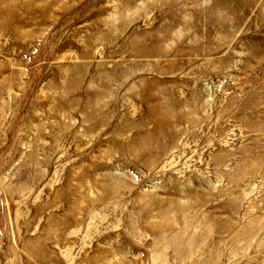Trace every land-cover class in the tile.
I'll return each instance as SVG.
<instances>
[{
    "label": "rangeland",
    "instance_id": "obj_1",
    "mask_svg": "<svg viewBox=\"0 0 264 264\" xmlns=\"http://www.w3.org/2000/svg\"><path fill=\"white\" fill-rule=\"evenodd\" d=\"M54 1L0 15V264H264V0Z\"/></svg>",
    "mask_w": 264,
    "mask_h": 264
},
{
    "label": "bare ground",
    "instance_id": "obj_2",
    "mask_svg": "<svg viewBox=\"0 0 264 264\" xmlns=\"http://www.w3.org/2000/svg\"><path fill=\"white\" fill-rule=\"evenodd\" d=\"M18 2L19 3H17V4H12V3H15V1H11L10 4L4 5L6 3V1L0 0V15H2L4 13H8V14H10L12 16V18L18 17V22L19 23L25 22L24 17L22 16L23 15L22 13L27 12V11H29L31 9H35V8H34L32 3L28 4L26 2L25 5H21L24 2V0H18ZM54 3L56 4L57 0H55ZM64 8L66 9V7L64 5L63 6L61 5L58 10L61 11L62 13H65ZM52 9H54L52 7V3L51 4L47 3V4L44 5V7H42L40 9V11H50ZM11 21H12V19L3 18L2 19V24L3 25H10ZM22 38H24L23 35H21L19 37V39H22ZM20 42H22V41H20ZM28 44L29 43L22 44V46H29ZM40 208L42 209V207H40Z\"/></svg>",
    "mask_w": 264,
    "mask_h": 264
}]
</instances>
